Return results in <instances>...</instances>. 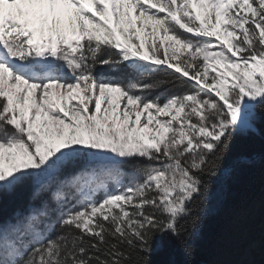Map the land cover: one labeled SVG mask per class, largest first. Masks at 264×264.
I'll use <instances>...</instances> for the list:
<instances>
[{
    "label": "snow or ice",
    "instance_id": "6c2138e0",
    "mask_svg": "<svg viewBox=\"0 0 264 264\" xmlns=\"http://www.w3.org/2000/svg\"><path fill=\"white\" fill-rule=\"evenodd\" d=\"M264 120V0H0V264L190 255Z\"/></svg>",
    "mask_w": 264,
    "mask_h": 264
},
{
    "label": "trees",
    "instance_id": "16d2710c",
    "mask_svg": "<svg viewBox=\"0 0 264 264\" xmlns=\"http://www.w3.org/2000/svg\"><path fill=\"white\" fill-rule=\"evenodd\" d=\"M258 132L237 135L228 154V173L211 180L207 213L190 255L170 238L153 246L152 264H264V120ZM31 187L0 201L7 220L27 207Z\"/></svg>",
    "mask_w": 264,
    "mask_h": 264
}]
</instances>
